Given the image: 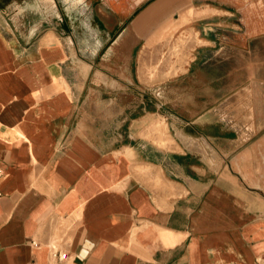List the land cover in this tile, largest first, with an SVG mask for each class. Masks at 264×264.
I'll return each mask as SVG.
<instances>
[{
    "label": "crops",
    "instance_id": "obj_1",
    "mask_svg": "<svg viewBox=\"0 0 264 264\" xmlns=\"http://www.w3.org/2000/svg\"><path fill=\"white\" fill-rule=\"evenodd\" d=\"M39 1L0 0V264H264V0Z\"/></svg>",
    "mask_w": 264,
    "mask_h": 264
},
{
    "label": "rangeland",
    "instance_id": "obj_2",
    "mask_svg": "<svg viewBox=\"0 0 264 264\" xmlns=\"http://www.w3.org/2000/svg\"><path fill=\"white\" fill-rule=\"evenodd\" d=\"M28 4L29 5L35 4V0H28ZM39 4L44 6L45 14L47 13V15H50L51 13H53L51 8H50L51 3H49L48 0H43V1L40 0ZM261 11H262V13H264V7H262ZM258 29L264 30V24H262V26L259 27ZM181 38H182V36H180L179 39L172 42L171 49L167 48L164 52H162L161 54L156 56V63H163L165 58L167 59V56L169 55V54H165L168 51L172 53L171 56H168V58L171 57L173 62L180 61V59H182V57H181L182 39Z\"/></svg>",
    "mask_w": 264,
    "mask_h": 264
},
{
    "label": "built area",
    "instance_id": "obj_3",
    "mask_svg": "<svg viewBox=\"0 0 264 264\" xmlns=\"http://www.w3.org/2000/svg\"><path fill=\"white\" fill-rule=\"evenodd\" d=\"M52 256L58 260H63L67 257L65 252H58V251L52 252Z\"/></svg>",
    "mask_w": 264,
    "mask_h": 264
},
{
    "label": "bare ground",
    "instance_id": "obj_4",
    "mask_svg": "<svg viewBox=\"0 0 264 264\" xmlns=\"http://www.w3.org/2000/svg\"><path fill=\"white\" fill-rule=\"evenodd\" d=\"M14 77V76H13Z\"/></svg>",
    "mask_w": 264,
    "mask_h": 264
}]
</instances>
